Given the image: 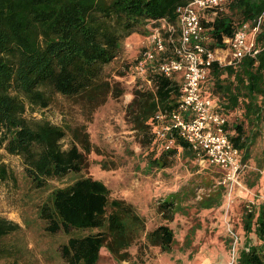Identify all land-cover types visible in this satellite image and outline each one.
<instances>
[{"label": "trees", "instance_id": "16d2710c", "mask_svg": "<svg viewBox=\"0 0 264 264\" xmlns=\"http://www.w3.org/2000/svg\"><path fill=\"white\" fill-rule=\"evenodd\" d=\"M187 3L0 0V185L20 188L15 170L6 161L7 156L19 158L23 197L33 199L45 193L36 210L44 234L65 237L51 253L61 264H99L103 249L120 264H144L139 254L132 253L133 248L142 247L143 239L165 253L173 252L175 235L168 223L149 230L134 203L113 197L103 181L82 175L95 150L87 126L65 117L54 123L46 111L63 98L78 105L91 120L110 98L123 96L125 87L111 79L105 67L122 56L131 35H147L153 21L167 19L176 24L177 9ZM202 24L212 48L225 47L224 39L244 25L251 30L258 25L254 37L258 53L230 65L214 63L202 84L203 94L213 99L226 118L225 131L240 153L238 178L243 174V183L256 190L264 174V0H228L218 9L205 11ZM152 76L155 90L135 87L125 110L134 136L141 138L142 147L148 146L141 153L148 174L170 167L172 155L177 154L176 149L166 150L156 135L155 115L175 109L182 88L181 74ZM174 138L182 147L181 159L199 167L190 145L178 134ZM258 146L261 149L256 152ZM101 164L108 168L106 160ZM216 168L202 169L166 196L158 205L164 220L173 221L188 206L199 211L221 207L230 185L222 183L224 172ZM69 175L76 178L67 182ZM196 185L209 193L185 205L196 199ZM21 230V224L0 216V264H30L19 246L7 242ZM241 230L243 243L233 264H264V197L245 206ZM233 242L228 241L229 249Z\"/></svg>", "mask_w": 264, "mask_h": 264}, {"label": "rangeland", "instance_id": "374dc122", "mask_svg": "<svg viewBox=\"0 0 264 264\" xmlns=\"http://www.w3.org/2000/svg\"><path fill=\"white\" fill-rule=\"evenodd\" d=\"M143 38L139 33L131 35L126 44L132 48H125L119 59L105 67V73L125 87L123 96L118 99L110 98L96 110L91 120L86 119L78 105L63 98H59L46 114L54 123H61L66 118L71 123H83L87 126L95 150L89 155V167L82 175L103 181L113 197L134 203L145 217L149 230L161 223H168L173 230L175 242L172 253L168 254L159 247L148 245L143 239L140 249H132L135 257L139 254L145 261L144 264H233L236 262L237 249L243 243L241 216L247 204L264 197V174L256 190L248 189L241 178L244 175L239 174L238 183L229 187L219 208L199 211L198 207L188 206L187 211L177 213L173 221L164 220L158 212L159 203L184 183L194 179L195 174L201 173L203 168L200 165L195 168V162L185 163L177 153L172 155L170 167L149 174L145 170L146 162L141 153L148 146H141V138L134 136L125 116L126 107L133 99L135 87L137 88V84L133 82L134 71L129 70L128 66L132 64L133 67ZM260 149L261 146H258L255 151ZM102 160L107 161L108 168H104ZM6 161L15 170L20 188L12 190L0 185V216L22 226V230L7 239V242L19 246L24 260L30 264H61L56 256L51 255L55 246L63 242L65 237L51 238L44 234L43 225L36 217L37 205L45 197V193L33 199L23 197L21 161L13 156H7ZM72 178L76 177L69 175L67 182ZM216 184H219V179ZM195 193L196 199L185 202V205L199 201L209 193V189L196 185ZM230 239H234L232 250L228 248ZM124 263L129 264H121ZM99 264L120 263L103 249Z\"/></svg>", "mask_w": 264, "mask_h": 264}, {"label": "built area", "instance_id": "2783aa9c", "mask_svg": "<svg viewBox=\"0 0 264 264\" xmlns=\"http://www.w3.org/2000/svg\"><path fill=\"white\" fill-rule=\"evenodd\" d=\"M227 1L188 0L177 9L176 24L167 19L153 21L140 43L133 82L139 89L155 90L151 74L182 75L179 103L175 109L156 113L154 131L166 150L176 149L180 155L182 147L174 138L178 134L194 150L203 169L219 167L224 172L222 183L233 186L238 183L240 153L225 131L226 118L216 109L213 99L203 94L202 84L214 63L230 65L258 53L254 41L258 25L252 30L244 25L233 37L224 39L225 47L209 46L211 39L202 24L203 13L220 8ZM125 48L132 46L126 44Z\"/></svg>", "mask_w": 264, "mask_h": 264}, {"label": "water", "instance_id": "95a60500", "mask_svg": "<svg viewBox=\"0 0 264 264\" xmlns=\"http://www.w3.org/2000/svg\"><path fill=\"white\" fill-rule=\"evenodd\" d=\"M124 264H126V263H124Z\"/></svg>", "mask_w": 264, "mask_h": 264}, {"label": "crops", "instance_id": "0c3cea01", "mask_svg": "<svg viewBox=\"0 0 264 264\" xmlns=\"http://www.w3.org/2000/svg\"><path fill=\"white\" fill-rule=\"evenodd\" d=\"M231 186V185H230Z\"/></svg>", "mask_w": 264, "mask_h": 264}]
</instances>
